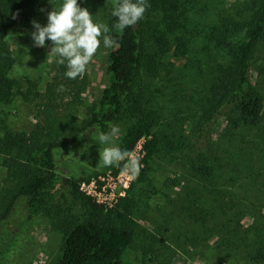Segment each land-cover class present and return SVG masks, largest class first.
Returning a JSON list of instances; mask_svg holds the SVG:
<instances>
[{
    "label": "rangeland",
    "instance_id": "374dc122",
    "mask_svg": "<svg viewBox=\"0 0 264 264\" xmlns=\"http://www.w3.org/2000/svg\"><path fill=\"white\" fill-rule=\"evenodd\" d=\"M115 2L78 0L93 14L94 22L108 27ZM62 3L36 0L33 8L14 19L13 29L5 36L12 52L8 73L14 89L9 102L0 101V137L10 130L40 143L66 142L54 149L57 176L50 193L56 195L65 190L64 177L85 181L111 170L99 161V152L108 145L98 142L101 132L87 127V122L110 82L109 54L114 45L105 47L102 42L84 76L70 79L65 75L66 63L59 64L50 52L52 42L35 46L31 36L35 29L25 23V16L30 15L46 25L48 12L58 10ZM253 4V0H186L174 30L169 29L162 9L147 8L144 19L153 20L157 31L144 44V68L135 93L127 96L109 130L116 129L113 143L119 146L137 118L145 114L159 139L147 179L133 189L137 227L122 264H264V122L255 129L235 126L234 115L225 107L210 122L202 119L221 64L228 62L227 50L216 39L219 28L225 17L234 22L249 19L248 8ZM160 33L165 43L156 42ZM243 35L233 34L230 39ZM251 76L264 94V38L252 58ZM206 161L215 166L211 180L195 173ZM15 184L0 162V212ZM214 190L216 197L208 200ZM223 191L244 193L246 200L234 202L223 212L216 205L222 203ZM199 203L207 204L202 211ZM64 206L69 207L71 220L81 218L79 204ZM27 215L26 200L21 199L10 224L21 234L0 264H57L67 225L55 223L46 211L31 221Z\"/></svg>",
    "mask_w": 264,
    "mask_h": 264
},
{
    "label": "trees",
    "instance_id": "16d2710c",
    "mask_svg": "<svg viewBox=\"0 0 264 264\" xmlns=\"http://www.w3.org/2000/svg\"><path fill=\"white\" fill-rule=\"evenodd\" d=\"M119 2L120 0H116L109 13V34L115 41L109 54L110 82L103 89L97 110L87 122V127L95 126L101 133H109L111 122L120 114L127 96L133 94L144 68V44L148 37L151 39L157 31L154 21L145 20L144 17L136 25L126 27L122 32L117 29L115 25L118 18L112 15V11ZM148 3L154 12L162 9L169 29L174 30L178 23L177 18L185 11L186 0H148ZM253 3V6L248 8L251 10L249 19L234 22L232 18L225 17L224 25L219 28V36H216V39L218 45L227 50L228 62L221 64L218 80L214 85L215 92L209 99L208 106L203 109L204 121L210 122L215 114L225 107L230 109L231 116L234 115L235 126L241 124L246 128L255 129L264 122V94L254 84L251 76L252 58L264 38V0H253ZM35 5L36 0H0L2 102L11 100L14 89V80L8 73L13 61L12 52L10 44L5 40L6 34L13 29L12 15L22 13L26 8H33ZM29 16H25V23L33 25L35 18L31 19ZM241 32H244L241 39H230L233 34ZM156 42H166L162 33L156 37ZM152 128L153 121L143 114L121 139L119 147L131 152L141 138L152 135L144 142L145 155L140 158L142 167L139 176L132 181L127 194L119 197L113 206L101 204L82 191L83 178L64 177L65 190L61 191L60 195L50 193L57 176L54 149L65 145V141L40 143L35 137L15 134L10 130L0 137V162L7 166L9 174L16 179L15 186L9 190L7 197H4L3 209L0 212V263L18 243L21 231L15 230L10 224L18 203L25 199L27 221L46 211L55 223L61 221L67 225L64 230L65 246L57 264H122V256L132 244L137 227L133 189L136 184L147 179L150 161L159 149V139ZM241 155L244 159L251 157L245 153ZM207 159L209 158H204ZM110 168L114 174L124 169L123 163L119 168ZM195 173L199 178L201 176L211 180L215 166L206 161L196 167ZM216 193V190L212 194L209 193L208 200L214 199ZM223 193L222 203L216 204L223 212L233 207L234 202L241 204L246 200L244 193ZM73 203L82 208L80 219L71 220L69 207L64 206ZM204 205L207 204L199 203L201 211L205 208Z\"/></svg>",
    "mask_w": 264,
    "mask_h": 264
},
{
    "label": "clouds",
    "instance_id": "9594fccd",
    "mask_svg": "<svg viewBox=\"0 0 264 264\" xmlns=\"http://www.w3.org/2000/svg\"><path fill=\"white\" fill-rule=\"evenodd\" d=\"M149 7L148 0H120L112 11V15L118 18L115 27L122 32L126 27L136 25ZM17 15L18 13L14 14L13 18ZM32 24L35 29L31 33L34 45L43 47L46 40H50L53 44L50 52L56 54L59 64L66 63L65 75L70 79L84 76L102 42L105 47L115 44L114 39L108 35V25L94 22L93 14L81 7L78 0H63L58 10L53 8L48 12L46 25H41L36 20ZM59 90L63 91V87ZM115 132L114 128L110 133L98 135V142L108 145L99 152V161L104 167L119 168L123 163L130 179L134 180L141 171L140 158L113 143Z\"/></svg>",
    "mask_w": 264,
    "mask_h": 264
},
{
    "label": "built area",
    "instance_id": "2783aa9c",
    "mask_svg": "<svg viewBox=\"0 0 264 264\" xmlns=\"http://www.w3.org/2000/svg\"><path fill=\"white\" fill-rule=\"evenodd\" d=\"M144 142V137L137 142L135 148L130 152L132 156H139L140 152L145 153ZM132 181L133 179H130V175L125 169L117 174L110 170L105 174L82 181L81 190L94 197L97 202L113 206L119 197L127 194Z\"/></svg>",
    "mask_w": 264,
    "mask_h": 264
}]
</instances>
